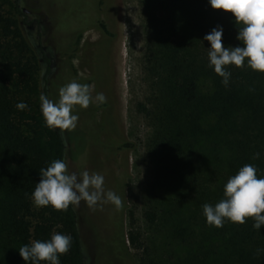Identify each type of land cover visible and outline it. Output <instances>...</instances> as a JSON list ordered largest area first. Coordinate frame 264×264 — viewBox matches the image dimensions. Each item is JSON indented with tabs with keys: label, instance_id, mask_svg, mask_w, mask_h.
<instances>
[{
	"label": "trees",
	"instance_id": "16d2710c",
	"mask_svg": "<svg viewBox=\"0 0 264 264\" xmlns=\"http://www.w3.org/2000/svg\"><path fill=\"white\" fill-rule=\"evenodd\" d=\"M99 1L108 12L106 22H95L80 33L60 31L61 37L51 43L49 55L39 44L41 90L34 57L0 60V264H25L19 248L31 241H46L53 233L72 238L69 252L59 257L60 264H84L72 206L67 211L37 208L30 196L40 180L41 168L57 159L69 163L59 130L44 126L40 96L57 102L59 89L73 81L87 85L91 81L95 95L102 93L95 76L78 77L69 59L85 30L94 28L101 33L93 48L100 44L110 49L115 40L110 27L113 4ZM138 2L145 20L143 79L148 93L145 101L138 103L137 112L151 129L145 152L153 165V183L143 218L150 226L165 227L169 246L182 250V255L168 264H264V226L257 231L248 219L243 225L225 221L223 227L215 228L206 225L202 213L203 204L214 206L223 198L224 185L245 164L255 166L257 177L264 178V74L246 66H228L231 76L225 87L222 78L208 66L210 44L203 37L212 29H223L225 47L239 46L231 13L211 9L208 0ZM0 34L18 38L16 49L27 48L16 22L1 13ZM6 44V49H11ZM20 102L28 107L18 110ZM107 105L106 99L99 104V111ZM74 110L86 142L93 143L92 134L98 141L105 128L97 122L93 103ZM132 147L121 136L114 146L115 154ZM256 153L259 159L252 158ZM112 159L114 174L123 173L126 179V166L116 156ZM125 179L115 193L122 207L109 208V215L120 226ZM122 238L140 252L139 264H160L139 233L129 231L127 238L124 234Z\"/></svg>",
	"mask_w": 264,
	"mask_h": 264
},
{
	"label": "rangeland",
	"instance_id": "374dc122",
	"mask_svg": "<svg viewBox=\"0 0 264 264\" xmlns=\"http://www.w3.org/2000/svg\"><path fill=\"white\" fill-rule=\"evenodd\" d=\"M110 1L115 12L110 24L115 40L110 49L100 44L93 48V44L101 37L100 31L93 28L80 35L69 56L78 77L88 78L93 74L97 79L98 90L109 101L102 111L98 109L99 103L92 101L97 122L105 128V132L96 142L92 134L93 143L86 142L79 126L72 131H65L62 137L69 159L68 172L79 176L87 170L90 174L102 175L105 191L116 193L125 179L123 173L114 174L112 158L117 156L118 162L126 166L125 210L121 227L118 220L113 221L109 215V208L113 206L110 203L98 205L93 211L81 201L74 209L84 264H139L140 252L129 247L122 238L123 234L124 239L127 238L129 231L140 234L141 241L150 248L151 256L159 260L160 264H168L182 255V250L169 246L165 227L150 226L143 218L148 190L153 183V165L145 152L151 129L145 118L137 112L138 103L144 102L148 93L143 79L145 20L138 0ZM0 13L16 22L27 47L16 49L14 45L19 42L18 38L0 34L3 46L0 48V60L34 57L39 67L36 77L40 90L43 65L39 44L49 55L51 43L61 37L60 31L80 33L95 22H106L108 17L107 10L99 0H0ZM52 30L55 33L52 34ZM6 43L11 49H6ZM88 85L94 98L93 83L90 81ZM75 112L73 110V114ZM24 132L27 133L26 130ZM121 136L133 147L116 155L114 146Z\"/></svg>",
	"mask_w": 264,
	"mask_h": 264
},
{
	"label": "clouds",
	"instance_id": "9594fccd",
	"mask_svg": "<svg viewBox=\"0 0 264 264\" xmlns=\"http://www.w3.org/2000/svg\"><path fill=\"white\" fill-rule=\"evenodd\" d=\"M213 10L231 13L237 26L236 36L239 46L225 47L222 44L223 29L217 27L203 39L210 44L207 49L208 66L222 78L221 83L229 84L231 73L228 66L240 68L246 66L254 72L264 74V0H208ZM99 104L106 102L103 93L93 98L90 86L75 81L59 89L57 102L40 96V110L44 126L50 131H72L77 126L78 115L73 114L76 106L88 108L92 101ZM27 104L17 103L18 110H25ZM259 153L253 159H259ZM40 180L31 193L32 204L37 208L50 207L55 211H67L70 206L78 207L85 202L90 210L95 211L98 205L111 204L117 210L122 201L112 191H105L104 177L98 173L82 171L79 176L69 173L65 161L57 159L47 168L40 169ZM206 225L215 228L223 227L225 221L243 225L246 220L253 221V229L259 231L264 226V178L257 177V169L245 164L231 176L223 188V198L214 206L202 205ZM70 235L53 233L46 241H31L19 248V256L25 264H60V256L70 250Z\"/></svg>",
	"mask_w": 264,
	"mask_h": 264
},
{
	"label": "flooded vegetation",
	"instance_id": "af4514ba",
	"mask_svg": "<svg viewBox=\"0 0 264 264\" xmlns=\"http://www.w3.org/2000/svg\"><path fill=\"white\" fill-rule=\"evenodd\" d=\"M117 153H119V152H117ZM116 158H117V156H116ZM113 160V159H112Z\"/></svg>",
	"mask_w": 264,
	"mask_h": 264
}]
</instances>
